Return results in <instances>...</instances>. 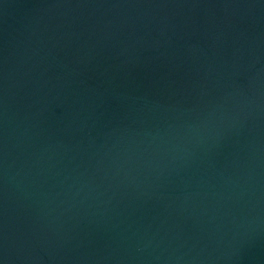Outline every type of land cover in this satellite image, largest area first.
Wrapping results in <instances>:
<instances>
[{"label": "water", "instance_id": "water-1", "mask_svg": "<svg viewBox=\"0 0 264 264\" xmlns=\"http://www.w3.org/2000/svg\"><path fill=\"white\" fill-rule=\"evenodd\" d=\"M0 264H264V0H0Z\"/></svg>", "mask_w": 264, "mask_h": 264}]
</instances>
